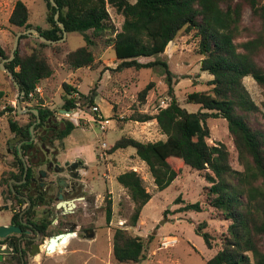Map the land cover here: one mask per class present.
I'll list each match as a JSON object with an SVG mask.
<instances>
[{
  "label": "trees",
  "instance_id": "obj_1",
  "mask_svg": "<svg viewBox=\"0 0 264 264\" xmlns=\"http://www.w3.org/2000/svg\"><path fill=\"white\" fill-rule=\"evenodd\" d=\"M48 6V28L42 29L29 23L30 10L17 0L10 16L11 25L26 31L36 28L48 40L59 41L63 37L62 23L67 33L77 32L83 36L85 46L71 51L66 56L72 70L94 67L96 57L92 47L95 39L108 34L114 35L112 45L121 63L118 70L149 69L163 66L172 81V72L165 62L141 63L140 57H152L166 52L167 47L183 32H194L199 39L202 55L201 70L213 76L211 89L193 92L188 96L189 104L200 105L197 112L184 108L169 87L170 102L161 107L156 115H142L140 122L156 120L166 140L142 142L131 137H122L110 150L134 148L136 155L149 168L159 192L167 189L179 176L171 163L181 164L199 172H205L210 184L204 188L207 204L219 211L230 221L227 233L222 239L221 249L205 264H264V128L252 126L250 116L260 109L247 90L244 80L252 77L264 89V67L259 56L264 52V1L263 0H46ZM260 22V31L254 38L237 42L242 34V17L245 7ZM124 18L121 29L111 23L108 8ZM58 20H56V16ZM30 38L23 35L21 40ZM20 40V41H21ZM59 45L41 42L39 47L4 64L13 79L20 100H30L39 84L54 75V68L44 53L45 48ZM0 57L10 59L0 45ZM15 82L17 85H15ZM153 84L146 86L139 95L145 101ZM65 111L81 109L82 99L93 103L95 92L83 95L77 88L64 83ZM6 96L0 83V100ZM13 111V109H9ZM39 117L30 112L33 121L20 126L10 121V128L20 142L32 140L31 127L39 131L40 140L63 141L77 126L64 120L56 123L54 112L38 107ZM19 111V110H18ZM3 113H0V117ZM210 118H223L233 137L239 161L244 170H235L230 161V152L222 144L211 145L208 139L211 131ZM40 119V121H38ZM30 148L29 145H25ZM25 170L19 179H22ZM36 177L35 171H28L27 180ZM117 182L125 188L134 203L131 226L138 224L145 206L152 194L147 191L137 171H126L117 176ZM31 201H33L30 198ZM178 202L183 200L178 198ZM27 204L21 200V206ZM112 202L106 207V221L112 220ZM200 202L183 203L179 212H204ZM204 221L195 227L208 249L214 248V238ZM144 242L141 237L132 236L125 229H116L113 236V256L117 264H138L144 260Z\"/></svg>",
  "mask_w": 264,
  "mask_h": 264
},
{
  "label": "rangeland",
  "instance_id": "obj_2",
  "mask_svg": "<svg viewBox=\"0 0 264 264\" xmlns=\"http://www.w3.org/2000/svg\"><path fill=\"white\" fill-rule=\"evenodd\" d=\"M1 1L0 45L6 55L11 57L17 33L25 30L9 22V14L17 0ZM22 1L31 13L29 23L47 29L46 0ZM130 2L135 3L136 0ZM108 9L112 25L116 30L121 29L124 18L114 9ZM259 31V20L246 6L242 17V34L237 42L254 38ZM113 38L114 35L108 34L95 39V45L92 47L96 57L95 66L79 70L70 69L66 56L86 45L80 33L71 32L66 41L53 44L61 47L60 53L54 47L45 48L44 53L54 68V75L43 80L26 102L20 100L12 76L0 67L1 88L6 93L0 100V113H3L0 117V206L3 205L1 192L9 173V162L13 160L7 155V149L20 142L10 128V121H17L20 126H25L33 121L28 109L45 107L54 112L56 123L69 120L77 126L72 134L61 142V152L66 153H60V158L80 157L94 171L91 189L96 198L93 212L97 232L94 239L71 243L68 249L77 250V253H63L67 249L61 247L58 252L44 256L43 245L35 260L44 257L43 264H117L113 256V236L116 229H125L130 235L143 239L145 258L138 264H205L221 249L222 239L230 225V221L207 204L204 188L210 184L205 179V172L171 163L179 172V176L167 189L159 192L148 166L138 158L134 148L110 152L122 137H131L142 142L167 139L156 120L140 122L135 119L142 115H156L161 107L168 105L170 86L180 104L189 112L200 110V105L188 103V96L193 92L209 91L212 87L209 82L213 76L201 70L203 57L199 52V39L194 32H183L169 44L165 53L138 59L141 63H167L172 72L170 81L163 66L142 70H118L121 61L116 57L112 45ZM41 42L40 39L30 36L20 41L18 50L21 55L28 54L31 48L39 47ZM258 62L264 67V52L259 56ZM1 63L7 64L8 61L0 57ZM64 83L77 88L85 96L94 91L93 103L82 99L79 103L81 109L73 111L70 115L63 112ZM150 84H153V88L145 101H140V92ZM244 84L260 109L250 116V123L255 128L263 129L264 89L252 77H247ZM95 107L99 108L98 112ZM106 121V129L102 130L100 125ZM208 126L211 131L209 144H224L230 152L232 167L243 171L244 167L239 161L227 121L223 118H210ZM33 133L35 137H40L39 131L34 130ZM130 170L140 174L147 191L152 194L151 201L143 209L135 227H132L130 222L135 205L128 191L117 182L119 174ZM178 198L183 202H178ZM108 201L112 202L113 208L110 223L106 221ZM195 202H200L205 211L179 212L183 203ZM9 218L10 213L0 211V225L8 223ZM204 221L208 223L205 231L211 233L214 238L213 249H208L203 238L195 233V227Z\"/></svg>",
  "mask_w": 264,
  "mask_h": 264
},
{
  "label": "flooded vegetation",
  "instance_id": "obj_3",
  "mask_svg": "<svg viewBox=\"0 0 264 264\" xmlns=\"http://www.w3.org/2000/svg\"><path fill=\"white\" fill-rule=\"evenodd\" d=\"M61 142L34 138L7 149L13 160L3 184L0 208L8 205L10 218L1 225L14 226L18 231L0 238V247L5 250L0 252V264H43L44 257L38 261L35 257L52 238L62 236L54 242L56 252L63 247L66 253H72L68 248L73 241L83 242L96 236V198L91 189L94 171L80 157L60 158V153H66L61 152ZM22 169L25 172L19 179ZM30 169L36 177L28 181ZM21 200L27 204L21 206ZM43 253L47 255L46 248Z\"/></svg>",
  "mask_w": 264,
  "mask_h": 264
},
{
  "label": "water",
  "instance_id": "obj_4",
  "mask_svg": "<svg viewBox=\"0 0 264 264\" xmlns=\"http://www.w3.org/2000/svg\"><path fill=\"white\" fill-rule=\"evenodd\" d=\"M51 1H52L53 5H56V4L53 2V0H51ZM58 16H59V15L57 14V16H56V20H58ZM59 25H60V27H61L62 30H63V37H62V39L59 40V41H52V40H48V39H46V38L40 33V31H39L38 29H36V28H31V29H28V30H26V31H20V32H18V33H17V36H16V40H15V45H14V51H13V54H12L11 58L8 59L7 61H12V60L15 58V52L18 51V49H19L20 40H21V37H22L23 35L34 36V37L40 39L42 42H45V43H48V44H58V43H62V42H64V41H66L67 36H68V33H67V31H66V29H65V27H64V25H63L62 23H59ZM0 67H1L2 70L6 71V72H8V73L10 74L9 70L5 67L4 63H1V64H0ZM15 85H17L16 82H15ZM27 111H28V112H34V113L39 117V113H38L37 110H31V109H28ZM63 112H66L68 115L72 114V111H63ZM19 113H21L20 110H19ZM38 121H40V119H39ZM34 127H35V124H33L32 127H31V132H32V134H33V138H32V139H34V133H33V131H34ZM6 202H7V200L4 201V203H6ZM12 207H13V206H12ZM12 207H11V208H12ZM9 209H10V207H9L8 205H4L3 207L0 208V211H8ZM17 231H18L17 228L14 227V226L1 225V226H0V238H3V239H4V238L8 237L9 235H11V234H13V233H15V232H17ZM60 238H62V236H58V237H56L55 239L52 238L48 244H47V243H46V244L44 243V249L46 248V252H47V254H48V253H55V252L57 251V245L54 244V241H55V240H58V239H60ZM62 242H63V243H66V242H67L66 238H63V239H62ZM44 249H43V250H44ZM0 252H5V250H4L2 247H0Z\"/></svg>",
  "mask_w": 264,
  "mask_h": 264
},
{
  "label": "built area",
  "instance_id": "obj_5",
  "mask_svg": "<svg viewBox=\"0 0 264 264\" xmlns=\"http://www.w3.org/2000/svg\"><path fill=\"white\" fill-rule=\"evenodd\" d=\"M94 109H95L96 112L99 111V108H98V107H95ZM106 123H107V121L104 122V123H102V124L100 125V128H101L102 130H105V129H106ZM105 146H106V144H104V147H105Z\"/></svg>",
  "mask_w": 264,
  "mask_h": 264
},
{
  "label": "crops",
  "instance_id": "obj_6",
  "mask_svg": "<svg viewBox=\"0 0 264 264\" xmlns=\"http://www.w3.org/2000/svg\"><path fill=\"white\" fill-rule=\"evenodd\" d=\"M1 2H2V1L0 0V3H1ZM13 8H14V7H13ZM13 8H12L10 14H9V18H10L11 14H12ZM29 21H30V20H29ZM65 252H66V251H64V253H65ZM72 253H77V250H72Z\"/></svg>",
  "mask_w": 264,
  "mask_h": 264
},
{
  "label": "bare ground",
  "instance_id": "obj_7",
  "mask_svg": "<svg viewBox=\"0 0 264 264\" xmlns=\"http://www.w3.org/2000/svg\"><path fill=\"white\" fill-rule=\"evenodd\" d=\"M57 241V240H56ZM55 242V241H54Z\"/></svg>",
  "mask_w": 264,
  "mask_h": 264
}]
</instances>
